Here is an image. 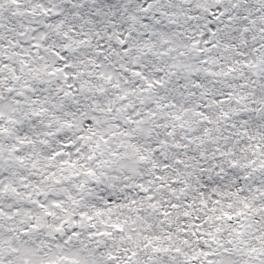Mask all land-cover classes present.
I'll return each instance as SVG.
<instances>
[{
    "label": "snow or ice",
    "instance_id": "1",
    "mask_svg": "<svg viewBox=\"0 0 264 264\" xmlns=\"http://www.w3.org/2000/svg\"><path fill=\"white\" fill-rule=\"evenodd\" d=\"M0 264H264V0H0Z\"/></svg>",
    "mask_w": 264,
    "mask_h": 264
}]
</instances>
